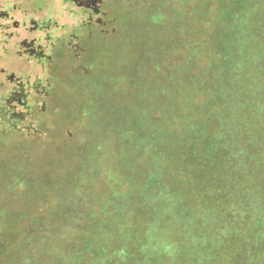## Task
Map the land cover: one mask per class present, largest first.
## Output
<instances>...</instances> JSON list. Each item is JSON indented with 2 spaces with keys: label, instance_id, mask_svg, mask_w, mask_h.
I'll use <instances>...</instances> for the list:
<instances>
[{
  "label": "rangeland",
  "instance_id": "1",
  "mask_svg": "<svg viewBox=\"0 0 264 264\" xmlns=\"http://www.w3.org/2000/svg\"><path fill=\"white\" fill-rule=\"evenodd\" d=\"M237 3L105 0L97 54L91 46L59 70L53 100L28 115L25 131L0 133V264H26L28 256L39 264H213L219 255H224L221 264H233L227 254L235 249L241 260L244 248L242 264H264V250L256 246L264 238V171L257 168L247 179L250 173L241 174L243 155L238 154L241 142L254 136L261 137L264 151V79L257 86L263 101L250 93L246 81L258 80L264 67L238 61L225 48L216 51L225 38L233 43L237 16L220 15ZM239 9L247 23H257V44L264 42V0H247ZM186 73L194 78L189 87L179 81ZM242 98L245 106L252 101L259 107L250 115ZM197 103L200 152L205 153L197 165V184L184 190L182 215L161 220L166 235L152 223L153 242L151 232L144 235L138 228L147 208L136 213L122 205L128 198L132 208L146 206L138 187L145 202L153 200L154 177L137 181L123 164L127 158V169L140 165L147 172L152 154L174 152L171 125L176 127L179 115ZM178 132L181 138L186 131L180 127ZM209 144L216 145L215 152L206 151ZM222 144L238 155L222 174L227 192L220 202L215 180L221 170L213 158L229 153L218 150ZM236 176L240 182L232 187ZM247 231L251 237L245 244ZM28 236L35 239L27 243ZM260 244L264 248V239ZM92 250L98 253L91 261Z\"/></svg>",
  "mask_w": 264,
  "mask_h": 264
},
{
  "label": "flooded vegetation",
  "instance_id": "2",
  "mask_svg": "<svg viewBox=\"0 0 264 264\" xmlns=\"http://www.w3.org/2000/svg\"><path fill=\"white\" fill-rule=\"evenodd\" d=\"M104 2L0 0V133L25 131L28 115L53 100L59 70L91 46L97 54Z\"/></svg>",
  "mask_w": 264,
  "mask_h": 264
},
{
  "label": "trees",
  "instance_id": "3",
  "mask_svg": "<svg viewBox=\"0 0 264 264\" xmlns=\"http://www.w3.org/2000/svg\"><path fill=\"white\" fill-rule=\"evenodd\" d=\"M206 1V0H204ZM247 0H236V2H238L236 4V8L232 10V12H230L229 10L226 12H222L220 17L222 18L223 15L226 14H235L237 16V21H236V27H235V34L232 35L233 38V43H227V38L223 39V42L218 44L216 47V51L217 53H219V49L225 48L226 50L230 51V53L232 54V57H234L235 59H237L238 61L241 62H246V61H250V62H255L254 66H258L259 68L264 67L262 64L263 61V57H264V42L261 41L259 44H257V34H260V31L258 29L254 30V28L257 26L256 22H252V23H247V15L246 12L242 9H239L240 6L245 5ZM189 3V2H188ZM244 12V13H243ZM240 14V15H239ZM249 18V17H248ZM262 40V39H261ZM222 53V52H221ZM219 56V55H218ZM225 59L221 61L222 62H227V55L224 56ZM223 64V63H222ZM245 64V63H244ZM263 71L260 72V76L259 79H255L252 77H248V80H246L249 84V87L251 88L250 93L253 95L254 92L256 94L259 95L258 98H260L261 101L262 100V96L260 95V92L257 91L259 85H261V79H264V69H262ZM187 75H185L182 78H179V81H184V83L186 84V87L191 86L194 82V78L192 76H190V74L186 73ZM258 78V77H257ZM178 79L176 78V81L174 82V80H172V83H176L179 82ZM244 83V82H243ZM244 92V89H243ZM183 94H186V96H190L189 95V90H185ZM210 95V93H209ZM253 98V97H252ZM243 99V98H242ZM255 100H257V98H254ZM230 102H233L231 95L229 97ZM237 99H235L236 102ZM244 102V108H248L250 110V115L252 114L253 108L255 107H259V105H257L256 103L252 102L250 104H247V106H245V100L243 99L241 101V104H243ZM227 107V106H226ZM239 107V106H238ZM242 107V105H241ZM198 108H200V106L197 104L193 105L191 108H189L188 110H186L182 115H179V118L177 119V124L175 125L176 127H173V124L171 125V130L169 131L170 135H169V142L170 145H172V148H175V151L172 152V149L170 150H163L164 153L162 156L161 153H155L152 154L150 156V166L151 169L147 172H143V168H139L137 169H131L130 168L127 169V164L128 163V159L126 158V161L124 162L125 165V171L127 173V175L131 176L132 178H136L137 181H145L147 179V177L152 174L154 177V181L152 184V188L154 190H152V199L150 201L145 202L144 197H143V192L142 189L140 187H138L140 189V194H137L138 198H141L142 200H140L141 203H147L146 206H139L138 208L134 207L132 208L133 205L128 206V204H130L128 200V198H125V202L123 203V207L127 208L130 207L131 208V212H139L137 210H142V208H147L145 211V217L146 220L142 221V224L138 225L139 229H142V233L144 235H147V233H150V237L155 238L156 234H152L153 230L155 229L151 227L152 223H155L156 225V229H158V231H160V233L162 235H166L167 233H165L166 228L165 226L163 227L162 225L160 226V222L161 220L167 218V217H171V218H175L177 220V218L179 216L182 215V203L186 198V193L184 194V190L186 191L187 188L189 187H194L197 184V165L198 162H200L202 164V161L204 159L205 153L204 151L200 152V136H201V131H200V121L195 119V113L197 112ZM236 109H240V108H236ZM235 118H232L233 122ZM202 124V123H201ZM252 124L253 128L255 129L256 127L254 126L253 123H251V121L249 120L247 125ZM203 125V124H202ZM249 126V127H250ZM180 127L182 129H185V135L182 136L181 138H179L180 136L179 134V130ZM229 127V126H228ZM176 128H178L176 130ZM156 130V129H155ZM227 130H230V128H228ZM160 131L159 128L157 130V132ZM160 133V132H159ZM155 145L157 147H159L160 144H158L159 139L156 137L155 139ZM259 141L261 142V137L259 138V136H254L253 139H251V141H247L244 142L241 145L238 146L239 150H238V154L242 153V168L243 171H241V174L244 176L247 175V173H250V175H247V179H251L253 178V175L255 174V172H257V168L258 170H262L264 171V151L259 150ZM214 142V141H213ZM216 143V141H215ZM220 143V142H219ZM218 143V144H219ZM136 146L138 145L137 143H135ZM258 144V145H257ZM133 145V144H132ZM252 147H258V151L254 152V151H250ZM214 148H216V145L213 144H209L208 147L206 148V151L208 152H215L213 151ZM240 149H242V152H239ZM244 149L246 151H244ZM219 151H223V150H229V147L224 146V144L219 145L218 147ZM138 152V154H141L140 149L136 150ZM137 154V153H136ZM238 154L234 153V149L231 148L229 150V153H225L224 156H218L215 155V157H217V161L213 158V162L214 163H218L219 166V170H221V174L219 175V180H215L216 181V186H217V191H218V197H219V201H222V198H220V196L223 193L227 192V189L225 188V175H222L223 173L226 172V170L228 169V162L233 158L236 157ZM203 155V157H202ZM176 162H175V161ZM219 160V162H218ZM210 163L212 162V159H209ZM181 162V166L178 167V164ZM183 163V165H182ZM135 164V163H134ZM134 166H138L137 164H135ZM154 167V168H153ZM202 171H203V176H206L205 173V168L202 165L201 167ZM109 173V178L110 179H115V177H113V173L112 172H108ZM252 173V174H251ZM183 174V176H182ZM152 177V178H153ZM180 177V180H179ZM218 177H216L217 179ZM235 180H239L240 182V176H236L234 179H230V184L234 187V183ZM234 181V182H233ZM117 183V182H116ZM128 184V183H127ZM184 185V187H183ZM204 181L202 180L201 182V186L204 187ZM245 185V183H244ZM187 187V188H186ZM121 200V197L119 198ZM121 206V207H122ZM112 209H115V207H113ZM123 209V208H121ZM110 209L106 208V212H109ZM124 212V211H123ZM190 214H193L191 211H189ZM185 214H188L185 212ZM122 223V222H121ZM247 235L245 236L246 238V242L245 244H248L249 238L251 237L250 232L247 231L246 232ZM235 234V233H234ZM236 235V234H235ZM35 238L32 236H28L27 237V243L29 241L34 240ZM264 239V238H263ZM263 239H261L260 241H262ZM260 241L258 242V244L256 245L257 248H260L261 250H264V248L261 246ZM50 242V240H48V243ZM153 242H155V239H153ZM238 244V239H236L234 242L232 241L231 244L229 245V247L232 246V249L234 247H236ZM88 248V247H87ZM93 248V247H90ZM102 250V249H101ZM235 249L231 250L227 255H228V259H230L233 264H242L244 259V252L245 248L243 249L242 255H241V260L239 258V253L236 250L237 254H233V251ZM258 250V251H261ZM97 250H92L90 255L92 256V259H95V257L97 256L96 252ZM86 249L83 247V249L80 251V253L78 252V255H80L82 258L81 260L85 259V253ZM82 253V254H81ZM50 254L52 255V253L50 252ZM30 256L27 257V261L26 264H39V261H32V259L29 258ZM224 255H219L217 256V258L213 259V264H221V261L223 260ZM73 262V264H77L78 261H71V263Z\"/></svg>",
  "mask_w": 264,
  "mask_h": 264
}]
</instances>
